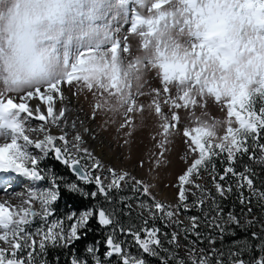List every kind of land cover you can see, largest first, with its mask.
I'll use <instances>...</instances> for the list:
<instances>
[{
    "label": "snow or ice",
    "instance_id": "obj_1",
    "mask_svg": "<svg viewBox=\"0 0 264 264\" xmlns=\"http://www.w3.org/2000/svg\"><path fill=\"white\" fill-rule=\"evenodd\" d=\"M7 0H0L6 3ZM35 6L33 14L21 21L12 8H0V174L19 173L32 181H43L48 173H44L39 165L49 153L54 158L74 172L83 184H95L96 190L88 193L76 183L69 184L68 190L79 193L85 198L95 199L101 195L109 203L112 202V192L122 191L125 186L131 188L133 199L139 201V206L148 210L153 220H166L175 224L185 239L189 235L196 242H202L203 235L199 231V216H190V226H183L177 217L181 210L190 211L189 196L195 197L192 208L202 212L205 206L210 209L209 226L224 234H229V225L240 226L241 220L235 211L226 215L222 202L237 194L242 207L252 214L250 203L253 198L256 204L264 210V189L257 194L254 188V175L245 165L244 171H237L236 165L244 156L255 159V151L259 150V162L264 163V0H186L189 11L195 20V31L192 35L198 44H193L192 51L183 55L174 52L169 58L166 52H160L159 67L166 83L178 79L182 83L191 79L189 72L195 74L194 86L198 85L202 92L212 96L213 101L226 111L225 133L222 137L214 135L211 125L219 123L214 120L209 126L184 128L183 136L189 142V151L195 158L179 175L178 189L179 204L172 206L157 200L151 192V185L132 177L126 171L107 168V176L102 178L104 165L93 156L88 149L81 147L82 136L77 134L73 141L68 140V132L58 137L50 133L52 126L60 127V120L65 117V111L55 113V99H64L63 89L74 84H84L89 90L95 86L107 87L111 92H121V67L119 53L122 45L116 40L110 51L112 59L109 62L96 55L103 43L102 30L95 25V6L102 0H27ZM161 0L157 7H160ZM91 5L86 10V7ZM87 22L88 33L74 36L77 26ZM149 25V35L154 34L151 27L153 21H141ZM136 25L132 26L135 31ZM84 35H89L94 43H84ZM104 37L108 38L107 33ZM78 53L73 58V41ZM63 41V53H61ZM148 42H145L147 47ZM124 52L130 51L128 45H123ZM243 66L244 71H240ZM63 68V71L58 69ZM108 84L105 85L104 81ZM163 86V85H162ZM159 91V89H157ZM165 92L170 89L165 88ZM38 99L47 106V115L36 108L34 116L28 101ZM199 99V98H198ZM20 102H17V101ZM185 107L196 104L189 95L181 97ZM203 108L208 103L201 100ZM199 106V105H197ZM176 113L165 128V137L173 129H179V105H175ZM99 111V107L94 105ZM163 112V108H158ZM31 118L40 122L48 121L47 127L40 125L43 139L33 140L28 133L34 129L28 128ZM51 118V119H49ZM94 119V115L91 117ZM75 129V124L72 125ZM57 140L61 144H57ZM168 139L160 145H167ZM33 149L40 155L33 154ZM81 153L83 155H81ZM163 155V153H161ZM224 164L222 172L217 169L216 161ZM82 161H87L82 162ZM160 161H157L159 165ZM143 166V161L140 162ZM207 172L215 194L197 183L202 179L201 173ZM55 183L56 177H50ZM15 176L0 175V188H6L16 181ZM230 180L228 183H222ZM108 182L105 183L104 181ZM234 181V182H231ZM196 189L200 192L197 196ZM247 190L250 195H245ZM59 185L56 190L29 192L28 198L13 206L8 201L0 202V264H47L48 248L58 247L67 249L86 235L89 222L93 217L104 227L117 223L115 209L109 210L99 205L89 208L79 215L71 212L60 219L49 220L54 216L51 205L57 201ZM128 197L120 199V203L131 208ZM211 201L209 204L208 202ZM41 205L37 211L34 203ZM150 202V203H149ZM42 221L40 227L28 231L35 219ZM207 219V217H206ZM65 221L69 223H65ZM249 224L254 221L249 220ZM120 231L130 235L144 255L160 257V252L167 255L162 264H224L223 254L214 247L215 237H209L208 243L211 255L201 254L193 257L190 253L187 260L179 257L175 249L179 248L180 235L172 232L169 236L158 227L148 226V220H143L140 230L120 228ZM113 234L105 240L108 251L107 257L117 256L120 264H146L143 257H134L127 252L121 242ZM256 237L257 234L253 233ZM163 238V239H162ZM172 246L166 248L164 240ZM264 250V248H262ZM86 251L93 255L95 247ZM240 251L230 252L228 264H264V256L249 262L242 258ZM72 264H86L74 257ZM95 264H102L95 260Z\"/></svg>",
    "mask_w": 264,
    "mask_h": 264
},
{
    "label": "rangeland",
    "instance_id": "obj_2",
    "mask_svg": "<svg viewBox=\"0 0 264 264\" xmlns=\"http://www.w3.org/2000/svg\"><path fill=\"white\" fill-rule=\"evenodd\" d=\"M164 1L166 4L162 7H157L161 0H102L101 4L95 6V25L101 28V39L103 40L96 55L102 59L106 58L110 62L112 44L119 40L122 45L119 53L122 76L121 92L115 94L107 87L99 86L89 90L84 84L65 87L63 93L66 90L68 102L64 108L58 105L59 108H62L61 110L65 111V117L60 120V127L52 126L50 128V133L58 137L63 132H68L67 138L70 142L77 134L81 135L83 138L81 147L88 149L104 165V171L101 173L102 178L108 175L107 168L109 167L117 171H126L132 177L151 185L152 195L157 200L175 206L180 202L177 197L178 189L174 185L178 183L179 175L183 174L195 158L194 154L189 151L187 138L183 136L184 128L191 129L201 126L203 123L209 124L218 120L222 127L217 136L222 137L225 133L226 111L214 102L212 96L206 91L202 92L198 85L194 86L195 74L191 71L189 72L191 79H187L183 83L178 79H172L166 83L163 81L161 69L158 66L161 60L159 53L166 52L167 56L171 58L174 52L181 55L185 52L190 53L193 44L199 43L192 35L195 31V20L192 12L189 11L186 0ZM89 7L92 6H87L86 10ZM135 10L146 12L145 21L154 22L151 25L155 29L154 34L149 35L147 23L136 25L135 31L131 30L134 25ZM104 33H107L108 38L104 37ZM146 41L148 42L147 47L144 46ZM123 45H128L130 51L124 52ZM60 50L63 53V46ZM72 52L74 58L78 50L73 48ZM104 83L107 85L108 81L105 80ZM165 88L170 89V92H165ZM186 94L190 99L196 101L195 105L189 104L185 107L181 97ZM201 100L208 103L206 109L203 108ZM37 104L39 110L46 115L43 104L40 101ZM94 105L99 107V111L94 108ZM175 105L180 106V126L179 129L168 132V136L165 137V126L171 123L177 110ZM36 108L37 106L30 108L33 110L34 116L37 115ZM158 108H163L164 111L158 112ZM61 110L57 111V115ZM93 115L94 119L91 118ZM41 124L47 127L48 121L40 122L31 118L27 124L28 128L34 129L28 133L34 141L43 139L44 132L40 130ZM73 124H75V129L72 127ZM165 139H168L169 142L162 148L160 145ZM61 143L57 140V144ZM33 154L40 155L39 151L34 149ZM81 155L83 154L81 153ZM158 160L160 161L159 165H157ZM56 161L52 153H49L41 161L39 168L49 174L43 181H32L23 177L22 174L13 173L17 179L12 185L0 188V202L8 201L16 206L21 200L27 199L29 192L33 190H56L59 183L57 181L53 183L50 178L53 176L50 163ZM141 161H143V166H140ZM251 161L257 162V158L251 159ZM82 162L87 163V161ZM243 163L244 160L241 158L237 166H241ZM254 168L250 167V169ZM0 175H11V173ZM73 175H65L64 180L72 184L75 177V181H80L75 173ZM201 176L202 179L197 180V183L203 184L205 189L213 194L214 188L208 173L202 172ZM193 191H196L197 196L200 195L196 189ZM121 192L122 194L116 197L115 202L110 206L119 208L122 205L120 199L128 197V202L131 204L130 209L139 213V216L133 215L131 219L133 222L141 221L138 226L140 229L143 227L144 219H147L151 225L156 223L157 219L153 220L148 210L141 208L137 199L131 198L133 194L130 187L125 186ZM194 199L195 197L189 196L190 211L181 210L179 212L177 218L182 221L183 226H190V216L200 217L199 208L191 207ZM34 207L37 211L41 210V205L38 202L34 203ZM89 208L84 207L76 213L79 215ZM125 208L129 209L126 206ZM71 212L74 210L69 208L67 214ZM53 219L57 218L49 217L50 221ZM240 220V225L245 223V220ZM162 222L164 226L169 227V232L163 230L161 232L167 233L169 236L172 232L179 233L180 246L175 251L179 257H183L185 260L188 259L190 253L194 258L201 254L211 255L209 249L213 246L208 243L209 237H215L214 247L223 254L224 264H228L229 253L234 251L242 252V258L249 262L264 256V250H262L264 248V214L257 218L258 224L252 225L250 231L241 229L240 231L244 235L234 239H230L235 237L232 236L233 233L237 235L233 230H229V234H224L221 237V233L218 231L205 228L201 219L199 231L202 233L203 239L202 242H196L193 247L190 246L193 245L195 237L189 235L185 239L184 234L175 224H170L166 220ZM65 223L69 222L65 221ZM41 224L42 221L37 217L28 231L40 227ZM253 233H256L257 236L254 237ZM227 236L229 240H227ZM114 238L121 242L125 250L134 257L145 256L130 235L121 238L120 233L115 231ZM0 246H4L3 242H0ZM164 246L172 248L166 239ZM163 253L160 252L159 258L153 256V258H146V264H162V259L166 255L171 262V255ZM82 258V262H88L86 258ZM113 258L120 259L117 256L107 257L105 255L103 262L108 264ZM155 258L156 260H153ZM213 264H215V258Z\"/></svg>",
    "mask_w": 264,
    "mask_h": 264
},
{
    "label": "trees",
    "instance_id": "obj_3",
    "mask_svg": "<svg viewBox=\"0 0 264 264\" xmlns=\"http://www.w3.org/2000/svg\"><path fill=\"white\" fill-rule=\"evenodd\" d=\"M264 142V141H262ZM54 154V153H52ZM257 156V157H256ZM255 157L257 158V162L251 161L252 158L249 157V155H244L242 158L244 160L243 165L237 166V171H242L245 165L250 167H255L254 169H251L252 173L254 174L252 178L254 179V188L256 189L257 194L260 190L264 189V163H260L259 158V150L255 152ZM50 168L53 170V176L56 177V181L59 183V195L57 201H55L51 208L54 210V215L57 217V219H60L62 217H65L67 213L69 212V208L71 210H74V212H78L82 210L84 207H90L94 208L95 206L99 205L101 207H104L106 209L112 210L115 209L116 215L115 219L117 221L116 224L109 227L101 226L97 223V218L93 217L89 222V227L86 230V235L83 236V238L79 241H76L74 244H72L71 247L64 249V248H58V247H50L48 248L46 260L47 264H69L72 263L73 258L75 257L77 261H82V257L86 258L88 262L86 264H95V260H99L102 262V264H105L103 262L106 252L108 251L107 247L105 246V240L109 235H112L113 228H115V231L120 233V237L123 238V236H127L126 234L122 233L120 231V228H132L136 230H140L138 227L140 222H133V219L131 217L133 215L139 216V213L136 212L134 209H126L125 205L122 204L119 208L110 206L112 203L115 202V198L118 197L120 194H122L121 191L119 192H112L110 195L113 197L112 202L109 203L103 199L101 195H97L95 199L88 197L85 198L83 195L72 192L68 190V185L71 184L64 180L65 175L70 174L73 175L74 172H72L67 166L63 165L61 162L56 161L53 163H50ZM217 169H219L221 172L223 170L224 164L220 162V160L216 161ZM66 169V171H65ZM75 176V175H73ZM72 182H76L77 185H79L83 191L85 192H92L96 190L95 184H83L81 181H75V177ZM230 180H227L222 183H228ZM234 182V181H231ZM213 194H215V189L212 190ZM245 195L248 196L250 193L245 190ZM209 204L211 201L208 202ZM222 206L224 208L225 215L229 211H235V213L239 216L240 219L245 220V223L237 227L236 225H229V230H233L236 234L233 233L232 236H235L230 239L234 238H240L244 234L241 233V229H246L248 231L251 230L252 225H255L257 222V218L262 216L264 214V210H262L257 204L255 198L252 199L250 203V207H252L253 211L252 214L249 215L247 212V208H244L242 210V207L239 203V200L237 199V194L232 195L229 199L224 200L222 202ZM198 213L200 214V217L203 221L204 227L209 230H214L209 226L208 221L210 220V209L205 206L204 211L202 212L200 209H198ZM207 217V219H206ZM252 220L254 221L253 224H249L248 221ZM153 225L148 222V226L152 227H158L162 231L169 232V227L166 225L164 226V223L157 219L156 223H152ZM227 240H229V237L227 236ZM222 242V241H221ZM95 247L98 251V254L95 255V258L93 255H90L86 249L88 247ZM164 254V253H163ZM153 258L152 256L145 255L143 256V259L146 260V258ZM153 260H156L153 259ZM108 264H120V259L113 258L108 262Z\"/></svg>",
    "mask_w": 264,
    "mask_h": 264
},
{
    "label": "clouds",
    "instance_id": "obj_4",
    "mask_svg": "<svg viewBox=\"0 0 264 264\" xmlns=\"http://www.w3.org/2000/svg\"><path fill=\"white\" fill-rule=\"evenodd\" d=\"M12 8L14 14H17L19 19L23 21L25 18L31 16L33 14L34 5L27 2V0H7L6 3H0V8ZM88 24L87 22L83 26H77L76 31L73 33L74 36L82 35L88 33ZM91 40L92 43H95V40L91 38L89 35H84V43L87 44ZM77 41L74 39L73 48H75V43ZM63 45V41H61V46ZM64 69L61 67L58 71H63ZM243 66L240 67V71H244ZM201 126H209L207 123H203ZM199 127V126H198ZM222 127L221 123H215L211 125V130L214 135H219L220 128Z\"/></svg>",
    "mask_w": 264,
    "mask_h": 264
},
{
    "label": "bare ground",
    "instance_id": "obj_5",
    "mask_svg": "<svg viewBox=\"0 0 264 264\" xmlns=\"http://www.w3.org/2000/svg\"><path fill=\"white\" fill-rule=\"evenodd\" d=\"M63 94H64V99H63V100H61V99H59V98L57 97L58 99L56 98L55 101H54V103H55V113H56V114H57V111H58V110H61L62 108H64L65 105H66V102H68V99H66V97L68 96L66 90H65V92H64ZM17 102H19V100H18ZM37 102H39L38 99H31V100H29L28 103H29L30 108H33V106H34V107H35V106H39V105L37 104ZM58 105H60L62 108H59ZM43 108H44V111L46 112V115H47V111H46L47 106H46V105H45V106L43 105ZM49 119H51V118H49ZM63 123H64V122H63ZM11 176H15V175H14L13 173H11ZM15 177H16V176H15ZM29 179H30V178H29ZM79 262H82V261L79 260ZM69 264H72V263H69Z\"/></svg>",
    "mask_w": 264,
    "mask_h": 264
}]
</instances>
